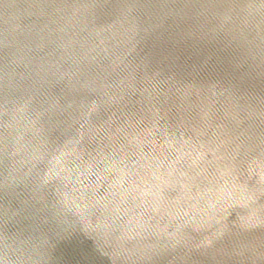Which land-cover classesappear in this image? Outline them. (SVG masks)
<instances>
[{
	"label": "water",
	"instance_id": "obj_1",
	"mask_svg": "<svg viewBox=\"0 0 264 264\" xmlns=\"http://www.w3.org/2000/svg\"><path fill=\"white\" fill-rule=\"evenodd\" d=\"M0 264H264V0H0Z\"/></svg>",
	"mask_w": 264,
	"mask_h": 264
}]
</instances>
